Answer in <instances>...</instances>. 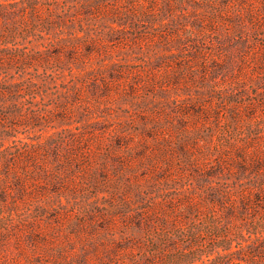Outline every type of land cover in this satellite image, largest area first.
I'll return each instance as SVG.
<instances>
[{"label":"rangeland","instance_id":"374dc122","mask_svg":"<svg viewBox=\"0 0 264 264\" xmlns=\"http://www.w3.org/2000/svg\"><path fill=\"white\" fill-rule=\"evenodd\" d=\"M50 1L59 15L77 4L66 19L76 29L80 19L86 25L109 22L95 15L97 9L83 10L86 0ZM105 1L102 11L110 7L118 13L136 4ZM185 1L191 12L201 2ZM252 1L259 7L257 29L245 20L227 38L222 24L212 32L206 25L193 27L201 38L188 48L206 52L195 62L169 55L161 39L137 41L134 28L124 32L128 43L99 47L85 61L84 47L80 55L54 59L52 40L24 42V52L46 53L48 62L21 69L22 74L3 70L0 77L22 82L24 112H36L42 120L35 128L12 125L15 137L0 141V191L10 193L0 199V264H47L66 237H74V226L100 223L106 216L101 211L136 200L138 185L173 192L187 188L193 175L204 178V185L244 186L251 197L256 189L264 192V166L243 171L238 165L240 156L264 160V14L262 0ZM162 18L166 25H142L138 34L157 28V34L167 33L174 18ZM241 35L248 38L244 46L236 43ZM179 66L184 73H178ZM154 172L168 177L169 185L143 177ZM260 207L243 215V234L233 241L224 264H264V199ZM112 217L120 225L119 217Z\"/></svg>","mask_w":264,"mask_h":264},{"label":"trees","instance_id":"16d2710c","mask_svg":"<svg viewBox=\"0 0 264 264\" xmlns=\"http://www.w3.org/2000/svg\"><path fill=\"white\" fill-rule=\"evenodd\" d=\"M135 3L131 11L118 13L117 9L110 7L102 11L108 4L105 0H86L83 10L97 9L95 15L98 13L100 17L108 18L109 22L97 21L86 25L80 19L81 27L76 29L75 22H67L66 19L77 9V4L59 15L55 9L57 4L50 0H0V76L3 70L16 69L22 74L24 71L21 69L48 62L46 53L24 52L22 45L29 38L32 42L52 40L55 45L54 59H60L62 54L80 55V49L84 47L87 53L81 60L85 61L87 55L98 52L99 47L116 41L128 43L129 37L124 32L134 28V39L137 41L161 39L168 44L169 55L180 59L193 57L195 62L203 59L206 52L195 47L188 48L189 42L201 38L193 27L202 29L206 25L207 30L212 32L222 24L229 38L238 29L237 25L249 21L257 29L259 24L256 18L259 7L256 8L251 0H241L233 5L220 0H201L192 12L183 7L185 0H135ZM260 3L261 13L264 14V0ZM41 6L50 9L44 13L40 10ZM178 9L180 11L176 12ZM164 15L173 16V29L165 34H157L158 28L150 35L138 34L142 25L147 27L154 22H158V26L166 25L168 20L162 18ZM188 22L191 25H187ZM57 23L59 25L55 26ZM52 33L56 34L53 38ZM247 39L241 35L236 43L244 46ZM215 56L218 58L219 55L212 54L213 59ZM17 63L20 65L16 66ZM177 71L182 73L183 68L179 66ZM21 85L22 82L13 78L0 77V141L15 137L12 125L26 124L35 128L42 120L36 112L31 115L24 112L19 95L23 90ZM34 87L32 84L28 88ZM33 121H36L35 125ZM4 124L10 127L2 129ZM247 158L240 156L238 162L243 171L262 170L264 160L251 157L249 161ZM152 174L143 177L149 178L148 182L151 178H159L155 180L166 184V187L169 185L170 180L165 175ZM189 181L191 183L187 188H174L173 192L165 188L155 189V185L147 189L138 185L134 188L136 200L122 201L123 205L119 207L101 211L106 216L100 223L94 222L88 228L79 224L74 226V237L67 236L65 245L56 250L57 257L52 254L47 264H224L233 241L243 234L246 224L243 215L249 210L255 212L261 206L264 199L261 193L264 192L256 189L257 193L251 197L244 186L204 185L207 182L204 178L196 179L193 175ZM9 194L8 189H2L0 199L4 200ZM236 199L240 200V208H236ZM113 215L119 217L120 225L115 223ZM232 219L240 223L228 224ZM47 256L49 258L50 255Z\"/></svg>","mask_w":264,"mask_h":264}]
</instances>
